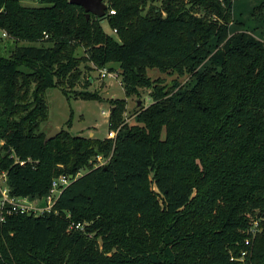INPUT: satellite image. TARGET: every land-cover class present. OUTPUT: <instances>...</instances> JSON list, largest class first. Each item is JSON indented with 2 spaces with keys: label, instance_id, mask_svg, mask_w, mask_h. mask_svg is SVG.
I'll use <instances>...</instances> for the list:
<instances>
[{
  "label": "trees",
  "instance_id": "16d2710c",
  "mask_svg": "<svg viewBox=\"0 0 264 264\" xmlns=\"http://www.w3.org/2000/svg\"><path fill=\"white\" fill-rule=\"evenodd\" d=\"M24 1L0 0V169L16 197L72 179L50 212L0 223V264H264V40L230 32L233 0H105L115 13L89 19L68 0ZM109 64L126 98L150 89L135 124L113 99L114 138L45 140L46 90L100 100L90 72Z\"/></svg>",
  "mask_w": 264,
  "mask_h": 264
},
{
  "label": "rangeland",
  "instance_id": "374dc122",
  "mask_svg": "<svg viewBox=\"0 0 264 264\" xmlns=\"http://www.w3.org/2000/svg\"><path fill=\"white\" fill-rule=\"evenodd\" d=\"M23 3L28 6L38 5L36 0L24 1ZM263 14L264 0H233V23L230 25V32L247 30L257 39L264 40ZM102 25L106 33L115 36V32L112 31L105 22H103ZM0 36L2 54L7 55V50L9 47H12L10 40L7 38L8 35L4 31L0 32ZM81 52L82 51L79 50V53ZM208 64V61L205 59L198 66V70H201ZM109 67H112V69ZM106 68L112 73L120 74L117 64H109ZM82 70H84L83 67ZM146 73L151 80L160 79L167 87L171 86L173 81H177L183 85L184 88H189L193 84V80L189 78L188 73L179 75L177 73L161 72L155 68L147 69ZM90 74L93 80H91V84L87 87V90L97 91L101 96L100 100H83L75 98L71 92L67 98L57 87L48 88L46 90L48 118L40 127L45 136L49 134L53 128H57L59 132L62 129H66L71 135L105 138L108 133L110 108H112L110 100L119 98L126 99V109L123 114V123L121 126L124 124L128 126L134 125L138 111L147 106L151 101L149 97L150 89L146 88L139 89L136 94L126 98L123 86L120 84L121 78L119 74L116 78L114 76H109L103 79L100 78L99 69H94ZM82 89L83 87L81 86H76L74 88V90L77 91ZM138 101H140L139 105L137 104ZM102 111H104L105 114H102ZM85 172L86 169L80 171L81 174ZM38 202V205H42V200ZM255 228L256 226L252 225V231L251 228H249L248 232L254 235L256 232Z\"/></svg>",
  "mask_w": 264,
  "mask_h": 264
},
{
  "label": "built area",
  "instance_id": "2783aa9c",
  "mask_svg": "<svg viewBox=\"0 0 264 264\" xmlns=\"http://www.w3.org/2000/svg\"><path fill=\"white\" fill-rule=\"evenodd\" d=\"M106 3V1H104ZM107 4V3H106ZM108 9H106L107 12ZM109 14H114L113 9L108 10ZM107 14V13H106ZM115 32V31H114ZM45 37L47 35L45 34ZM100 78H107L109 76L117 77L116 73H112L107 70L106 67L99 68ZM121 84V82H120ZM102 114H105L102 111ZM110 114V113H109ZM117 130H112L107 133L108 138H114L116 136ZM106 159L101 155H97L95 158L94 166L104 164ZM79 174V173H78ZM77 174V175H78ZM72 176L61 174L52 179L50 188L48 192L41 198L38 197H16L10 194L8 180H7V171L0 169V223H3L5 218L9 215L16 213H26L33 214L35 216L41 215L46 212H50L53 208V205L63 190L71 182ZM31 200V201H29ZM42 200V205H38V201ZM83 223L77 222L69 226V229H83ZM254 226H257V222L254 223Z\"/></svg>",
  "mask_w": 264,
  "mask_h": 264
},
{
  "label": "water",
  "instance_id": "95a60500",
  "mask_svg": "<svg viewBox=\"0 0 264 264\" xmlns=\"http://www.w3.org/2000/svg\"><path fill=\"white\" fill-rule=\"evenodd\" d=\"M69 3L79 5L84 9L86 19H89L90 15H94L98 18H103L106 15L107 4L104 0H68ZM140 104V101L137 102ZM59 130L53 128L49 134L45 136V140L55 138Z\"/></svg>",
  "mask_w": 264,
  "mask_h": 264
}]
</instances>
